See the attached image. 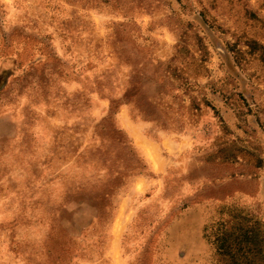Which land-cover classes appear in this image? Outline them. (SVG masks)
Masks as SVG:
<instances>
[{
  "label": "rangeland",
  "instance_id": "rangeland-1",
  "mask_svg": "<svg viewBox=\"0 0 264 264\" xmlns=\"http://www.w3.org/2000/svg\"><path fill=\"white\" fill-rule=\"evenodd\" d=\"M264 230V0H0V264H223Z\"/></svg>",
  "mask_w": 264,
  "mask_h": 264
},
{
  "label": "trees",
  "instance_id": "trees-1",
  "mask_svg": "<svg viewBox=\"0 0 264 264\" xmlns=\"http://www.w3.org/2000/svg\"><path fill=\"white\" fill-rule=\"evenodd\" d=\"M238 230L224 229L217 238L221 254L229 257L223 264H264V230L257 224H240Z\"/></svg>",
  "mask_w": 264,
  "mask_h": 264
}]
</instances>
